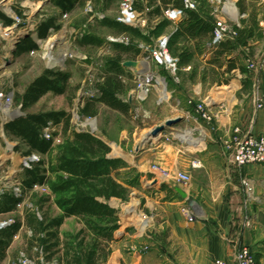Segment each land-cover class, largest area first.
I'll use <instances>...</instances> for the list:
<instances>
[{"label":"rangeland","instance_id":"rangeland-1","mask_svg":"<svg viewBox=\"0 0 264 264\" xmlns=\"http://www.w3.org/2000/svg\"><path fill=\"white\" fill-rule=\"evenodd\" d=\"M87 1L79 0L74 10L69 14H65L61 7L56 6L52 0H0V12L9 15L14 22L9 25L0 20V87L11 88L16 94L11 104L5 105L0 109V118L5 115V110H9L10 108L15 109L21 103V100L17 101L16 97L25 91L33 81V78L46 73L47 70L70 73L67 93L57 95L53 92H48L46 96L28 107L27 112L43 113L48 111H63L64 109L71 113L72 121L75 109H78L80 113L82 105L88 98L99 95V91H97L98 85L105 81L107 74H114V72L109 70L110 63H108V61L115 58L116 54L115 42L112 38L124 35L114 32L113 29L107 26H102L101 21L104 17L114 19L122 15L127 6L131 7L134 5V0H91L90 8L87 6ZM210 1L212 3L211 15L215 20V16L212 13L213 1ZM257 1L248 0L247 3L253 7L254 4H257ZM193 2L195 1L193 0ZM143 3L146 4V8L143 11L142 17L146 23L137 26V28L147 35L157 25L159 18L151 15L150 7L145 0H143ZM195 4L197 7L198 3L195 2ZM237 7L240 11L239 5ZM16 16L19 17L17 21L16 18L14 19ZM51 17L55 19L57 27L50 31L46 39H42L37 35L38 27L45 19ZM241 26L242 23L240 24ZM5 31L9 33V37L3 36ZM174 31L175 25H172L163 35H172ZM89 33L94 34L100 40V44L80 45L79 40L83 35ZM27 35L34 36L38 43L37 49L29 51L19 50L18 46L21 40L27 37ZM124 36L131 38L126 34ZM52 37H55V40L52 42L51 49L56 57H60L64 52L68 53L63 65L51 66L48 64V58L45 53L48 47L47 41ZM152 38L154 41H157L159 37L152 36ZM135 42L136 44L146 43V41L141 39H136ZM179 44L184 45V41L181 40ZM189 45L194 48L192 41H190ZM195 49H197V46ZM169 52L172 57H177L171 51ZM197 53L199 54V52ZM140 55L134 58V60L139 61ZM248 61L254 62L250 57ZM122 64L124 70L121 73L123 76L121 79L124 83V88L118 96L123 101L129 103L131 108L129 113L125 114L108 105L99 103L97 105V114L84 116L85 118L95 119L96 130L93 133L104 136L105 143L112 149L108 156L123 159L128 163V166H122L120 169V180L124 182V179L127 178L132 183L127 186V199L122 200L113 197L108 201V204L116 208L119 217L124 220V223H129L130 225L124 226V228L116 232V239L111 244V248L113 249L111 256L101 264H130L129 253L136 252L139 254L145 252L148 246L146 239L155 235L154 233L158 226V214L154 206L150 205L155 192H151L150 190L152 189L147 188V185L152 183L153 177L148 176L151 174L144 177L139 170L135 162L136 157L140 154L138 151L142 150L146 152L153 145L158 147L165 145L167 142H171V137H177L179 134L194 135L191 130L186 131L189 127H185L181 118L178 123L164 128L158 138H150V131L156 126L164 125L169 119L180 118L178 114L181 113L180 109L182 106L176 103L175 99L161 101L162 94L158 89L149 91L146 97L141 96V90L138 88L135 76L128 72L129 70H127L128 68L124 65V62ZM200 65L203 68L205 63L202 62L200 56L195 55L191 59L190 64L178 66L175 82L178 81L180 83L183 78H186L183 75H188L186 74L190 71L188 66L195 67ZM199 70L202 74L203 88L209 85L208 82L217 78V73L211 67L199 68ZM108 71L110 72L108 73ZM202 99H195L193 101H195V104L196 102L207 103L208 100L204 101ZM211 111L213 115L216 113L213 109ZM136 113L139 114L138 117H136ZM76 123V121L71 122V127L75 131L78 128ZM56 129L57 135L61 139V141L55 142V145H58L65 138L63 124L56 126ZM88 130L91 131V128L88 127ZM185 142L183 145L194 151L195 148L188 142L190 146ZM25 150H27L26 145L21 139L13 137L5 132V129L2 134L0 126V190L6 194L12 193L11 185L16 183V181L23 182L25 171L21 170V161L25 155ZM143 156L147 160H150L151 169L153 165H158L163 169H167L172 175L179 172H173L166 163L157 160L152 161L153 157L150 153H145ZM42 158L45 161H49L50 156L42 155ZM128 172L130 173L128 174ZM48 190L47 186L32 191L25 189L22 194V205L18 207V211L0 214V225L11 219L25 220V214L29 207L39 210L40 208L33 204L32 195L36 192L47 194ZM48 205L49 203L45 207ZM52 212L59 214L60 210L53 206ZM252 220V218L247 219L246 226L250 227L253 224ZM83 226V222L78 218H68L66 224L60 230L61 236L65 239L67 233H76ZM31 235L30 228L25 225L14 236V241L8 251V258L0 264L23 262L25 259L28 261L27 264H56L58 256H54L53 260L48 261L39 246H36L37 248L34 247L31 251L29 250L28 237ZM254 255H256L259 264H264V248L258 255L255 251Z\"/></svg>","mask_w":264,"mask_h":264},{"label":"trees","instance_id":"trees-1","mask_svg":"<svg viewBox=\"0 0 264 264\" xmlns=\"http://www.w3.org/2000/svg\"><path fill=\"white\" fill-rule=\"evenodd\" d=\"M61 7L65 13L74 10L79 0H52ZM150 7V13L159 19L154 28L145 35L139 28L129 26L118 19L104 17L101 25L113 29L116 33L130 36V41L114 43L116 47L115 58L108 61L110 71L105 81L98 85V96L88 98L82 105L80 114L92 116L98 112V104L103 103L111 108L127 114L130 111L128 102L119 98L124 88L121 73L124 70L123 60L137 58L141 49L135 40L150 41V37H160L165 31L175 25V31L170 36L168 46L174 56L178 57L179 66L191 63L196 51L189 45L194 41L197 52L203 53L207 42H211L214 32V17L211 15L212 3L210 0H194L198 3L196 8H186L184 0H145ZM134 4L140 11L146 8L143 0H134ZM168 7L180 8L184 12V18L174 23L165 16ZM0 20L6 24H13V19L6 13L0 12ZM56 21L48 18L43 21L37 30L40 38L46 39L52 29H55ZM255 22L250 27L238 28V35L233 40L219 42L214 51L211 63L222 68V76L217 73V80L227 82L232 70L236 66V58H229L235 49L242 45H248V38L252 36ZM134 36V37H133ZM183 40L184 45L179 42ZM80 45H98L100 40L94 34H85L79 40ZM19 50L29 51L38 48L34 36L27 35L19 44ZM246 72L245 67H240ZM108 71V73L110 72ZM228 75V76H227ZM223 78V79H222ZM215 79V80H216ZM70 82V73L47 70L46 73L33 78L22 94L16 98L21 100L25 115L9 121L5 125V132L13 137L21 139L27 150L25 155L39 153L50 156L49 161L41 158L32 169H26L23 177L24 189L33 190L36 184L48 187L47 194L33 193V204L39 210L28 208L25 220L15 219L9 226L0 230V263L8 258V251L14 241V236L27 225L32 235L29 236V250L40 247L47 260H53L58 256L56 264H101L105 262L113 251L112 242L116 239V232L124 226L115 207L108 204L109 199L115 197L127 199L128 185L132 183L126 178L120 180V169L128 166V163L120 158L109 157L111 148L100 137L88 131H75L71 127V113L63 111H48L43 113L27 112L28 107L34 105L48 92L57 95L67 93ZM251 81L243 82L246 89ZM49 121L55 124H63L64 141L55 145L54 138L47 139L43 135L44 128ZM19 150V148H17ZM54 152H56L54 154ZM130 172H128L129 174ZM22 199L12 193H4L0 198V214H8L18 211V205ZM49 205L47 207L46 204ZM60 210L59 214L52 212V207ZM78 218L84 226L76 233H67L64 239L60 230L66 224L68 218ZM122 226V227H121ZM37 246V247H36ZM19 262V261H18ZM19 264H22L19 262Z\"/></svg>","mask_w":264,"mask_h":264},{"label":"crops","instance_id":"crops-1","mask_svg":"<svg viewBox=\"0 0 264 264\" xmlns=\"http://www.w3.org/2000/svg\"><path fill=\"white\" fill-rule=\"evenodd\" d=\"M233 1L245 15L241 27H250L255 22V30L248 38V45L239 46L229 56L236 58L237 66L230 79L227 82L216 79L203 88L199 68H213L220 73L219 79L221 70L227 67L228 57L224 55L225 64L219 68L210 62L216 46L207 42L200 55L192 41L195 55L200 56L205 65L203 68L202 65L188 66V75H183L186 78L180 83L170 79L168 86L173 92L169 100L175 99L182 106L178 115L185 127L194 129L196 134L204 131L205 143L200 144L203 147L191 145L195 148L193 151L183 145L185 141L181 137H171V142L160 147L153 145L146 152L137 150L140 154L135 162L139 170L144 177L148 174L153 177L147 188L155 192L150 205L156 209L159 222L155 235L146 239L147 250L129 253L130 264H214L215 259L231 262L236 250L243 245L250 246L257 255L264 248V163L235 167L230 162V143L237 127L244 133L264 135V108L258 109L253 101L256 91L264 100V0H258L253 7L249 6L248 0ZM247 57L253 59L255 67L248 68ZM127 60L134 58L123 62ZM240 67H245L246 72ZM127 70L133 75L132 69ZM245 80L251 81L247 89L243 84ZM195 99L208 100L217 116L212 123L198 117L195 103H189ZM97 136L105 140L102 134ZM145 153L151 154L152 161L166 163L173 172H187L191 181L182 184L177 181L176 173L170 172L166 178L153 173L150 160L143 156ZM195 159L201 161L200 166L193 167ZM245 176L255 181L258 199L250 204L245 202L246 193L241 183ZM178 188L201 205V210L195 213L198 218L195 223H189L183 212V207L189 204ZM251 218L253 224L248 227L246 219Z\"/></svg>","mask_w":264,"mask_h":264},{"label":"built area","instance_id":"built-area-1","mask_svg":"<svg viewBox=\"0 0 264 264\" xmlns=\"http://www.w3.org/2000/svg\"><path fill=\"white\" fill-rule=\"evenodd\" d=\"M213 1V15L215 16L214 20V32L213 37L209 45L217 46L219 42L225 40H233L238 35V28H240L241 19L245 15H241L237 4L233 0H212ZM186 8H196L195 2L193 0H184ZM91 0L87 1V6L90 8ZM134 4V1H133ZM144 11V10H143ZM143 11L137 9V7L132 5L131 7H126L122 15L117 16L116 19L119 21L129 25L137 27L141 24H145V19L142 17ZM66 14V13H65ZM69 14V13H67ZM17 15V14H16ZM97 15V14H95ZM165 16L172 20L174 23H178L184 17V12L180 8L168 7L165 10ZM16 18V21L19 20V17ZM150 34V32L148 33ZM125 35V34H124ZM118 36L117 38H112L115 43L123 42L127 44L130 41V38L125 36ZM4 37H9L4 35ZM171 35L165 34L161 35L157 41H154L152 36L150 37V41L146 43H138L137 46L141 49L140 55V64L137 70L133 69V76H135L136 82L138 84L139 90H141V96L146 97L149 94V91L153 89H158L161 94V101L169 100L173 92L169 89L170 79L176 81V71L179 66L178 57H172L170 54V49L168 46L169 38ZM11 38V37H10ZM153 40V41H152ZM255 67L254 62H249L248 68ZM165 71V73H164ZM15 92L13 89H7L5 86L0 87V109L3 106H7L11 104L15 99ZM253 101H255L256 107L258 109L264 108V100L259 95V92L256 91L253 97ZM189 103H194L193 100L189 101ZM8 108V107H7ZM10 108V107H9ZM6 109V108H5ZM4 109V110H5ZM211 105L207 103H197L195 104V111L203 121L212 123L214 117L216 118V113L213 115L211 111ZM25 111L22 108V102L13 109L5 110V115L0 118V126L1 132L3 134L5 125L7 122L20 118V116L25 115ZM136 117L139 116L138 113L135 114ZM72 121H76L78 131H88L93 133L96 130V124L94 118H85L79 113L78 109H75L72 115ZM55 124L52 121H49L47 127L44 128L43 135L49 139L54 138V142L61 141L60 136L57 135V129ZM88 127L91 128V131L88 130ZM193 131L194 135L197 137H201L204 140V131L200 135H197L195 130L187 129L186 131ZM236 135L232 139L230 143L231 146V155L230 162L235 167H243L246 165H250L252 163H264V135H256L254 133L243 132L240 127L235 129ZM184 131V132H186ZM183 133V132H181ZM177 136L175 138H179ZM195 148H200L203 146L192 145ZM42 158V155L35 152L29 155H24L21 161V170L25 171L26 169H32L34 164L38 162ZM201 165V161L198 159L194 160L193 167H197ZM153 173L159 174L160 176L166 178L170 175V172L167 169H163L158 165H153L151 169ZM177 181L182 184H188L191 181V175L187 172L179 171L176 174ZM242 187L246 193V201L247 204H250L253 200L258 199L255 195L256 187L255 181L250 177L242 178ZM12 194L16 197L22 199V194L24 193L23 182L16 181V183L12 184ZM44 185L36 184L33 190L38 188H44ZM4 192L0 190V198L3 196ZM22 202L18 205L21 206ZM199 209H192L190 205H185L183 207V212L187 216L189 214L196 213ZM193 212V213H192ZM247 220V219H246ZM14 219L8 220V222H4L3 225H0V230L9 226ZM249 224V223H248ZM21 262V261H19ZM12 263V264H19ZM22 264H27L28 261L25 259ZM214 264H259L256 256L254 255L253 250L248 245H243L236 250L232 261L229 262L227 260L215 259Z\"/></svg>","mask_w":264,"mask_h":264},{"label":"bare ground","instance_id":"bare-ground-1","mask_svg":"<svg viewBox=\"0 0 264 264\" xmlns=\"http://www.w3.org/2000/svg\"><path fill=\"white\" fill-rule=\"evenodd\" d=\"M3 34L10 36L9 33L6 31ZM53 40H55V37H52L47 41L48 47L46 49L47 51H46L45 55L48 58V64H50L51 66L63 65L68 53L64 52L63 54H61L60 57H56L55 53H53V51L51 49ZM191 132H193V131H191ZM179 136L181 138H183L185 141H187L190 145H193V144L196 145L197 143H198V145H200L203 142V138H199L197 136L194 137V135L192 136L190 134H179ZM198 211H200V210H198ZM186 218L188 219L189 223H195L196 220L198 219L197 214L195 215V213L187 215Z\"/></svg>","mask_w":264,"mask_h":264},{"label":"water","instance_id":"water-1","mask_svg":"<svg viewBox=\"0 0 264 264\" xmlns=\"http://www.w3.org/2000/svg\"><path fill=\"white\" fill-rule=\"evenodd\" d=\"M139 64H140V62L137 60L124 61V65L126 67L132 69V70L133 69L137 70V68L139 67ZM180 120H181V118H179V117L177 119H169L164 123V125L156 126L154 129H152L150 131V138L151 137L158 138L161 135L160 132H162L164 130V128H166L167 126H172V125L178 123V121H180ZM177 190L180 193V195H182L185 198L187 204H189L192 209L196 210V209H199L201 207L200 203H198L197 200H194L192 197H190L185 190H183L181 188L180 189L178 188Z\"/></svg>","mask_w":264,"mask_h":264}]
</instances>
